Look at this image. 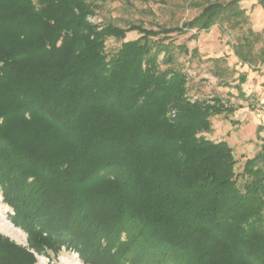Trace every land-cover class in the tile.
Segmentation results:
<instances>
[{
    "label": "trees",
    "instance_id": "trees-1",
    "mask_svg": "<svg viewBox=\"0 0 264 264\" xmlns=\"http://www.w3.org/2000/svg\"><path fill=\"white\" fill-rule=\"evenodd\" d=\"M100 4L0 0V197L27 233V245L0 233V264L63 248L87 264H264V150L237 173L229 142L201 134L237 107L189 95L177 55L197 49L174 41L244 28L241 0L124 26L92 21ZM263 39L249 27L233 52L262 64Z\"/></svg>",
    "mask_w": 264,
    "mask_h": 264
},
{
    "label": "rangeland",
    "instance_id": "rangeland-1",
    "mask_svg": "<svg viewBox=\"0 0 264 264\" xmlns=\"http://www.w3.org/2000/svg\"><path fill=\"white\" fill-rule=\"evenodd\" d=\"M99 0L92 21L113 20L125 25L130 21L144 20L148 25L158 21L170 23L192 18L198 9L191 7L189 0ZM247 23L244 28L230 27L225 23L213 25L209 30L191 29L176 35L175 43H185L190 51L197 49L193 56L177 55L188 75V93L192 98L210 99L219 95L237 108L228 116L224 113L212 117V130L201 134L213 140H227L233 147L237 159L235 170L244 169L247 158L264 150V63L250 65L242 63L233 52V43L249 27L261 31L264 28V9L258 0H241ZM137 31L127 34L125 40L139 37ZM120 41L109 39L107 49L118 46ZM264 47V39L257 48ZM241 74L246 80L240 82ZM243 93V94H241ZM175 110L172 111V114ZM241 180H244L242 178ZM12 209L0 197V233L27 245V233L11 220ZM37 264H87L74 251L63 248L59 256L38 254Z\"/></svg>",
    "mask_w": 264,
    "mask_h": 264
}]
</instances>
